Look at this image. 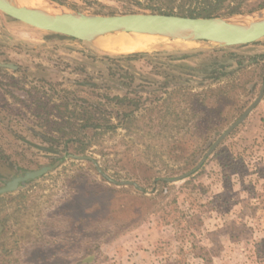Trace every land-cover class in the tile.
Here are the masks:
<instances>
[{
    "label": "rangeland",
    "instance_id": "rangeland-1",
    "mask_svg": "<svg viewBox=\"0 0 264 264\" xmlns=\"http://www.w3.org/2000/svg\"><path fill=\"white\" fill-rule=\"evenodd\" d=\"M155 0H57L87 14L150 12ZM201 0H174L184 8ZM260 0H233L249 12ZM229 14H223L225 16ZM135 59L40 30L0 12V187L49 166L4 197L26 210L0 228V264H264V94L247 117L192 169L214 140L257 98L264 38L216 47L158 38ZM224 71L214 80L212 70ZM189 87L188 125L142 155L120 128L122 111L147 114L167 92ZM125 96L126 106L115 97ZM91 115V117H88ZM88 123L113 124L97 145ZM157 124V122H155ZM89 155L117 186L103 178ZM141 155L143 157H141ZM149 156L148 158H145ZM13 217V216H12ZM161 233V235H160ZM145 234L152 242H145ZM160 235V236H159ZM142 237L143 240L140 238Z\"/></svg>",
    "mask_w": 264,
    "mask_h": 264
},
{
    "label": "water",
    "instance_id": "water-1",
    "mask_svg": "<svg viewBox=\"0 0 264 264\" xmlns=\"http://www.w3.org/2000/svg\"><path fill=\"white\" fill-rule=\"evenodd\" d=\"M58 11L51 13L40 7L17 3L15 0H0V12L31 27L60 34L78 41L97 45L100 38L119 33L135 32L158 34L172 41L202 43L208 46H236L254 43L264 38V8L246 13H232L225 16L188 17L175 14L152 12H132L123 14H87L67 9L54 0H46ZM251 19L248 23L234 20ZM98 46V45H97ZM141 52V51H134ZM130 52V53H134ZM264 94V79L257 98L214 140L195 167L181 175L163 177L164 181L175 183L192 175L201 167L217 145L229 135L260 102ZM75 160L90 161L97 172L117 186L132 185L142 191V187L132 180L112 179L103 171L95 158L89 155L69 154ZM50 169L44 166L12 177L2 187L0 194L16 190L19 184L35 179Z\"/></svg>",
    "mask_w": 264,
    "mask_h": 264
},
{
    "label": "trees",
    "instance_id": "trees-1",
    "mask_svg": "<svg viewBox=\"0 0 264 264\" xmlns=\"http://www.w3.org/2000/svg\"><path fill=\"white\" fill-rule=\"evenodd\" d=\"M57 1V0H54ZM233 0H201L198 5L193 7L184 8L183 4H174V0H155L147 3L143 8L147 9L152 13H163V14H175L188 17H212L221 16L223 14H234L241 12V3L237 2L231 5ZM264 8V0H260L257 6L250 8L248 11H253L256 9ZM147 53L144 52H134L127 54L124 58L135 59L137 57L143 56ZM260 57L264 59V53L256 55L253 59ZM224 75V71L212 70L211 78L216 80L220 76ZM199 98L200 94H195L191 91L189 87H178V89H173L167 92V96L163 99L162 103L158 106V110L151 109L147 114H138L141 106L138 102L135 103L136 110H123L120 116V128L124 130V136H130L136 145H142L143 150L141 154L143 155L146 151L147 153L153 152V155L157 154L158 149L162 148L163 144L158 142L159 139H168L169 137L175 135L177 131L185 128L191 117L195 116L193 111H189L191 101L195 97ZM120 106H126L125 101L127 98L125 96H116ZM88 117H91L89 115ZM157 122V124H155ZM86 129L92 130L91 140L86 144H81L79 151H84L90 145H98L99 141L102 139L103 135L114 132L116 130L115 125L100 124V123H88L83 125ZM167 141V140H166ZM141 155V157H143ZM146 156L145 158H148ZM159 177L154 178L155 181L164 182V180ZM4 197L0 195V228H4L11 218L17 223L20 220V216L25 213L26 210V197L20 194L19 200L16 203L13 211L10 213L1 214L3 210ZM13 216V217H12Z\"/></svg>",
    "mask_w": 264,
    "mask_h": 264
},
{
    "label": "bare ground",
    "instance_id": "bare-ground-1",
    "mask_svg": "<svg viewBox=\"0 0 264 264\" xmlns=\"http://www.w3.org/2000/svg\"><path fill=\"white\" fill-rule=\"evenodd\" d=\"M17 3H25L28 5L40 7L51 13H56L58 10L52 5H49L46 0H15ZM241 23H248L251 19L234 20ZM164 38L158 34L147 33H125L119 32L104 36L98 40V46L103 50L111 53H130L134 51L147 50L157 45V39Z\"/></svg>",
    "mask_w": 264,
    "mask_h": 264
},
{
    "label": "crops",
    "instance_id": "crops-1",
    "mask_svg": "<svg viewBox=\"0 0 264 264\" xmlns=\"http://www.w3.org/2000/svg\"><path fill=\"white\" fill-rule=\"evenodd\" d=\"M160 235H161V233H160ZM159 235V236H160ZM142 240H143V238L142 237H140ZM145 242H152L154 239L152 238V236L150 237V235L148 236V234H145ZM132 264V263H131Z\"/></svg>",
    "mask_w": 264,
    "mask_h": 264
},
{
    "label": "flooded vegetation",
    "instance_id": "flooded-vegetation-1",
    "mask_svg": "<svg viewBox=\"0 0 264 264\" xmlns=\"http://www.w3.org/2000/svg\"><path fill=\"white\" fill-rule=\"evenodd\" d=\"M17 176H18V175H17ZM9 180H10V179H9ZM9 180H8V181H9ZM28 181H29V180H28ZM6 182H7V181H6ZM6 182H5V183H6ZM26 182H27V181H26ZM5 183H4V184H5ZM24 183H25V182H24ZM24 183H22V184H24ZM22 184H19L18 188H19ZM18 188H17V189H18ZM17 189H16V190H17Z\"/></svg>",
    "mask_w": 264,
    "mask_h": 264
}]
</instances>
